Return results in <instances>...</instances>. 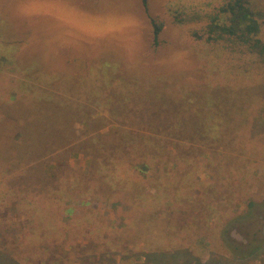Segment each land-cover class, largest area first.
Segmentation results:
<instances>
[{
    "label": "rangeland",
    "instance_id": "rangeland-1",
    "mask_svg": "<svg viewBox=\"0 0 264 264\" xmlns=\"http://www.w3.org/2000/svg\"><path fill=\"white\" fill-rule=\"evenodd\" d=\"M229 1L0 0V193L27 177L51 229L22 264H264V61L207 39ZM27 120L75 137L24 160Z\"/></svg>",
    "mask_w": 264,
    "mask_h": 264
},
{
    "label": "trees",
    "instance_id": "trees-1",
    "mask_svg": "<svg viewBox=\"0 0 264 264\" xmlns=\"http://www.w3.org/2000/svg\"><path fill=\"white\" fill-rule=\"evenodd\" d=\"M154 24V40L155 43L158 44L163 24L161 22H154ZM263 25V9H256V7H253L250 4L249 0H230L220 8L219 12L215 14V16L212 18V21L209 23L208 26L210 34L208 35L207 39L209 41L216 42L227 41L231 44V46L240 48L238 49V52L249 53L252 55L255 54L264 61V33L262 29ZM50 102L51 100L49 99V97L39 95V100L36 105L37 107L43 108L47 107ZM186 121H189V118H187ZM176 122L177 121H174L172 122V124H176ZM29 123L35 130H29L27 128V126H29ZM53 124L51 123V120L47 123H43L41 121H39L38 123L36 122V120H27L26 124L24 125V131H21L20 133L22 137L25 136V141H30L26 143L27 146L25 147L27 148V150H22L21 153V157L24 160L29 161V159H35L41 161L40 158L42 156V151L37 149L38 147H47L50 143H52L54 147H57V145H65L66 143L69 144L68 142L71 141L73 137H75L73 129L65 127V124L61 126H59L55 122ZM185 127V131H181L177 128H172V130L166 134L167 138L164 139L163 143L169 141L174 146L178 147L177 140H179L180 138H188L189 136H191V134H194L192 131L189 132L188 129L191 128H188L186 125ZM162 134H165V132ZM121 136V140H130L129 145H131V149H128V152H132L134 150V145L141 144L140 142L146 138V136H144V138L139 133L129 134L128 137L125 135ZM51 137L52 139L50 140ZM150 137L154 138L155 136ZM46 139L49 141H46ZM35 140L40 141L39 146L33 144ZM157 141L159 142L160 139H158ZM143 145L144 147L149 146H146V143H143ZM125 147V144H122V149ZM152 147L154 152H160L158 151V146L156 144H152ZM116 148L117 145H115V152H112L113 154H116ZM136 149L137 148H135V150ZM140 155L144 156L145 153L140 152ZM134 167H136L137 170L144 174H146L149 170V165L147 163H138L135 164ZM39 179V182L42 184V188L46 187L48 181L45 178L42 179L39 177ZM19 180L21 181L13 180L14 183H16V181L18 182L19 192L27 190L28 187L36 188L33 187L32 184H26L28 182L27 177H23V180ZM20 182L23 183L20 184ZM6 190L8 192L6 191V194L4 196L0 193V207L5 206V208L3 207V210L0 209V261H2L5 254L8 252L13 256L14 264H22V261L20 260L22 258L36 263L37 260L34 259L31 254L22 257V255L28 252V250L31 248V246L26 242V238L29 236L36 238L39 234V231H41L40 237L46 236L51 229L46 227V225L44 226V219L41 214H36L31 210H25V213H18L16 206L18 207V205L20 206L22 203V199L21 197H19V192H10V186ZM8 196L9 199L17 202L15 205V209L9 210L8 205L3 200V198L6 199ZM68 210H71V207ZM51 260L46 261L45 264H48Z\"/></svg>",
    "mask_w": 264,
    "mask_h": 264
}]
</instances>
